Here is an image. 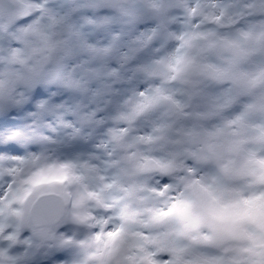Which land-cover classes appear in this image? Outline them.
Masks as SVG:
<instances>
[{
  "label": "snow or ice",
  "instance_id": "1",
  "mask_svg": "<svg viewBox=\"0 0 264 264\" xmlns=\"http://www.w3.org/2000/svg\"><path fill=\"white\" fill-rule=\"evenodd\" d=\"M264 264V0H0V264Z\"/></svg>",
  "mask_w": 264,
  "mask_h": 264
}]
</instances>
